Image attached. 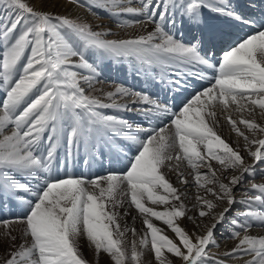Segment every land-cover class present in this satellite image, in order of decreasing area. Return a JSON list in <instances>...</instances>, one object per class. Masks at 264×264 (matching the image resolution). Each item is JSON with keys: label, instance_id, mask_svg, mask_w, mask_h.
Returning <instances> with one entry per match:
<instances>
[{"label": "snow or ice", "instance_id": "6c2138e0", "mask_svg": "<svg viewBox=\"0 0 264 264\" xmlns=\"http://www.w3.org/2000/svg\"><path fill=\"white\" fill-rule=\"evenodd\" d=\"M67 3L89 13L107 12L123 32L139 31L117 35L87 17L52 13L26 0H0V212L11 205L20 213L14 221H2L8 229L0 235V246H5L2 264H89L78 246L81 236L96 255L105 253L114 264H147L144 250L152 253L155 264H174L176 259L180 264H264V235L251 231L264 228V175L251 185L258 194L237 198L247 176L254 177L255 165L264 164V139L255 138L264 133V126L227 117L245 141L252 164L216 131L217 107L235 106V111L250 115L259 108L264 115V7L255 11L256 0H251L253 11L246 15L237 11L233 0ZM216 21L252 31L240 35ZM105 59L126 64L134 78L144 77L165 99L125 85L96 89ZM209 70L216 75L210 78ZM193 78L211 79V86L187 98L184 94L195 87ZM171 99L179 101L175 110ZM120 113H137L150 122L166 117L169 123L145 128ZM124 142L135 154L126 156L123 173L92 178L59 174L61 150L64 163L83 152L88 165L89 158L115 151ZM213 161L222 174H235L225 176L224 182ZM182 163L192 170L197 192L203 189L216 201L196 196L198 218L209 222L197 224L202 231L192 234L177 223L188 209L164 171H176L179 183L187 185L179 170ZM201 168L208 171L202 173ZM124 197L144 225L141 250L133 240L130 254L115 211L124 207ZM231 212L236 215L229 220ZM12 223L23 227L17 233ZM225 223L234 243L221 250L216 232ZM131 231L135 235L136 230Z\"/></svg>", "mask_w": 264, "mask_h": 264}, {"label": "bare ground", "instance_id": "6f19581e", "mask_svg": "<svg viewBox=\"0 0 264 264\" xmlns=\"http://www.w3.org/2000/svg\"><path fill=\"white\" fill-rule=\"evenodd\" d=\"M26 2L37 8L42 6L44 10L48 8L50 9V11L49 10L48 11L52 13H54L55 11L58 12L63 10V12L70 13L73 16L79 15L82 19L87 17V19L94 20L96 23H100L102 25H106L110 28H113V30L117 33V35H135L139 31L138 28H132V29H128L126 32H123L118 28V26L114 25L111 18L109 19L108 17H96L94 15L95 12L89 13L85 8H77L71 4H68L67 0H46V2L43 5L40 4L39 0H26ZM250 2L251 0H233V5L237 9V11L247 15L251 11H253V9L250 8ZM262 7H264V4L261 3V0H256V5L254 10L258 12L259 9ZM215 23L219 24L218 21H216ZM219 26L225 27L227 29L229 27L230 31L239 33L240 35L252 31V29L243 26L236 27L225 24H219ZM213 62L214 63L216 62L215 58L213 59ZM100 68L102 72L101 81L100 83L95 85L96 89H102L103 91H111L114 90V87L116 85H125L129 88L139 90L136 87H134L137 81L139 80V78L132 77L133 75L131 74L130 70L125 73L118 72V70L121 71L122 68L124 70H127L128 67L126 64H120L113 61L110 62L109 60L105 59L102 62H100ZM111 68L112 71L110 70ZM206 75H208L211 78L214 77L216 73L212 74V70H210L206 73ZM123 76H124V80H122ZM111 78L113 79V83L112 81H110ZM194 80L207 83L208 84L207 87L211 86V82H212L211 79L208 80L194 79ZM202 89L192 88L191 95H194L196 92ZM89 91L91 94L94 95L100 94L98 91H92V90ZM151 91L152 94L158 93L154 90ZM159 98L163 100L165 99V96L159 95ZM169 102L173 105L174 110L176 109L175 107L179 104V101L176 99H171ZM234 107L235 106H232L228 110H223L221 107H217L216 120L218 121V126L216 127V131L233 148H236L241 151V155H244L246 157V163L252 164L253 163L252 159L247 156V153L244 150L246 147L245 141L243 140L242 137H238L235 130L232 129L231 125L228 123L227 117L228 115H231L232 118L237 120L238 122L242 118L254 120L255 122L264 126V115L261 114V110L259 108H256L255 111L250 115L247 111L237 112L234 110ZM107 111L109 114H115L114 112H112V110H107ZM120 115L124 116L125 118H128L130 116L129 118L130 120L132 118L134 124H138L141 127H145V128L155 127L157 125L163 127L164 125L166 124L168 125L169 123V120L166 117L163 118L162 121L158 120V121L150 122L145 120L137 113H120ZM137 118H139L141 121H138ZM238 127H240L241 131H244L246 135L252 138L251 132L248 129H246L243 124L238 123ZM144 135L145 134L142 133L141 138H144ZM255 138L264 139V133H259V132L256 133ZM125 144H127V142H124L123 144H118V147L115 151L105 150V154L103 156L97 157L95 160L89 158L88 165H85L83 163V160L86 157L84 156L83 152H81L80 155L71 163L62 162V164L60 165L59 174L63 176L65 172H67L68 174L73 176H84V177L86 176L92 178L99 175L100 176L107 175L109 173H123L125 170L124 171L122 170L125 169L128 164V160L126 159V156H132L135 154V148L129 151L128 148L124 146ZM252 150H255V146L252 147ZM61 152L63 153V151ZM257 165L260 164L255 165L254 177L251 175L247 176V179L243 185V189L237 191L238 199L246 198L247 196L253 195L254 193L258 194L255 192V190L251 188V185L252 183L261 182L260 177L264 175V164H262V166H257ZM212 166L217 171V175L224 182H227L225 176H228L230 178L232 174H235L230 172L222 174L221 166L217 164L215 161L212 162ZM179 170L183 172L185 177L188 179L189 183L187 185H183L179 183L177 179L176 171H171V172L168 171L167 173V176L170 179V181L173 183V185L180 190L182 194L181 198L188 209L186 217L178 220L177 223H179L181 227H183L186 231H188L189 234H192L193 232H200L202 231V228L198 229L196 225L202 223H208L209 221L208 218H198L199 205L197 204L196 196L199 194L205 196V198L208 200H213L214 202H216L215 198L211 194L206 193L203 189H201L199 193L197 192V187L194 183L193 176L191 175L192 170L186 165V163H182ZM200 171L202 173H205L208 170L206 168H201ZM208 187H215V185L210 184L208 185ZM244 189H247V192H245ZM127 199H128L127 197H124L125 205L124 207H119L117 212L119 213V223L121 225V228L125 231L124 240L128 243L127 247H128V252L130 254L131 244L133 240L137 241V250L138 251L141 250L138 244H139V238L143 234L144 225L142 223L143 218L137 213V211L134 208H130L128 206ZM194 205H196V207H193ZM236 207L238 209H242L244 206L237 205ZM154 208H156V210H164L165 206L164 205H160L156 207L154 206ZM217 211H219V209H217ZM125 212H127V215H125ZM235 215L236 212L229 213L228 219L231 220ZM189 217H191V219H189ZM153 223L156 224L158 227H161L164 230V232L170 236V238H174V234L171 232L170 229L167 228V226H165L162 223V221H158L153 218ZM0 225H4V224L0 223ZM10 227L15 229L17 232L18 230L21 229V224L12 223ZM132 229L136 230L135 235L131 231ZM251 231L253 234L264 235V228L253 227ZM216 239L217 242L220 244L221 250L230 248L232 246L234 241L229 239V226L227 223H225L223 227L217 230ZM78 240L80 244L84 246L86 252L89 253L88 256L92 261L95 260L96 256H101L102 258L101 260L98 261V264H114V262L111 261V258L107 254L100 253L99 255H96L94 252V248L91 246L90 242L87 241L86 237L81 236ZM144 251L146 257L145 261L147 262V264H155L152 253L147 250ZM212 252L215 254L217 250L213 248ZM126 264H128V261H126ZM174 264H180V261L176 259L174 261ZM234 264H241V262L236 261L234 262Z\"/></svg>", "mask_w": 264, "mask_h": 264}, {"label": "rangeland", "instance_id": "374dc122", "mask_svg": "<svg viewBox=\"0 0 264 264\" xmlns=\"http://www.w3.org/2000/svg\"><path fill=\"white\" fill-rule=\"evenodd\" d=\"M46 11H50V9H48V8H46L45 9ZM93 12H95L94 13V15L96 16V17H108L109 19H110V17L109 16H106V15H108V13L107 12H105V11H103V10H100V9H93ZM54 13H57V14H70V13H65V12H63V10L62 11H55ZM97 14V15H96ZM228 30L230 31V29H229V27H228ZM110 61V60H109ZM111 62V61H110ZM111 71H112V68L110 69ZM210 71V70H209ZM213 73H216L215 71H212V74ZM133 77V76H132ZM131 80H132V78H131ZM110 81H112V83H113V79L111 78L110 79ZM192 83L195 85V87L194 88H196V89H202V88H205V87H207L208 86V84L207 83H205V82H199V81H196V80H194V79H192ZM157 87H155L154 85H152V84H150V90L149 91H151V90H154V91H156L155 89H156ZM191 92H192V88H191V90H190ZM190 92V93H191ZM164 94V93H163ZM191 96L192 95H187L186 97L187 98H191ZM130 117V116H129ZM128 117V118H129ZM127 118V119H128ZM131 123H134L133 121H132V118H131V120H130V118L128 119ZM137 120L138 121H140V119L139 118H137ZM167 125V124H166ZM166 125H164V126H166ZM163 126V127H164ZM62 151V150H61ZM63 158H64V153H62V152H60V160H61V164H62V162H63ZM257 166H262V164H260V165H257ZM124 170H126V168L125 169H123L122 171H124ZM164 171H165V174H166V176H167V173H168V170L167 169H164ZM100 176V175H99ZM86 177V176H85ZM167 178H168V176H167ZM169 179V178H168ZM170 180V179H169ZM171 182V181H170ZM23 195V194H22ZM27 198H29V197H27V196H25V199H27ZM19 203H21V201L19 200V199H17V204H19ZM173 203H176L175 201H173ZM149 206H151V207H156V206H160V205H149ZM118 208L119 207H117L116 209H115V211L117 212L118 211ZM109 209L111 210V206H109ZM160 211H163V210H160ZM20 213H19V210L17 209V210H12V206L11 205H9V206H6V207H4V209H3V211L2 212H0V223L1 224H3L2 223V221H4V220H11V221H13V220H15V218H16V216L17 215H19ZM23 227V225H21V228ZM12 228V227H11ZM8 229L6 228V226L5 225H0V235H2L4 232H6ZM121 231H123L124 232V235H125V231L121 228ZM19 232V230L17 231V233ZM124 236H123V240H124ZM78 246H79V248H80V252H81V255L89 262V264H98V261L99 260H101V256H96L95 257V260L94 261H92L91 259H90V257L88 256V252H86V249H84V246L83 245H81L80 244V242H79V240H78ZM128 243L124 240V247L125 248H127L128 249ZM138 246H139V244H138ZM140 247V246H139ZM94 252H95V250H94ZM5 255V246H0V257H3ZM144 260H146V257L144 256V258H143ZM0 264H2V261H0Z\"/></svg>", "mask_w": 264, "mask_h": 264}]
</instances>
